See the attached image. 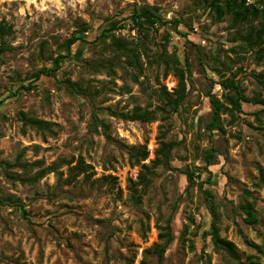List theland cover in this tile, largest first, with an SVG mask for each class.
Instances as JSON below:
<instances>
[{"label": "rangeland", "instance_id": "374dc122", "mask_svg": "<svg viewBox=\"0 0 264 264\" xmlns=\"http://www.w3.org/2000/svg\"><path fill=\"white\" fill-rule=\"evenodd\" d=\"M203 1L0 0V22L13 27V34L7 37L12 48L0 59V98L5 97L0 106V160L13 163L20 154L30 164L43 160L30 176L57 162L61 177L52 172L37 182H22L0 167V195L13 194L25 205H0V264H127L133 256L134 264H139L144 251L160 241V226L168 223L175 239L163 264H247L254 256L264 264V253L246 243L249 240L264 248V224L246 225L239 208L244 190L252 191L264 221V109L260 104L244 103L242 112L235 111V119L224 115L225 133L210 139L205 130L210 112L204 94L207 79L194 54V87L185 103L179 112L169 111L166 119L159 111V119L153 122L123 120L105 110L110 106L126 111L137 104L154 109L162 103L148 99L132 76L134 70L119 65L122 61H116L114 71L97 72L88 67L86 60L112 56L113 52L100 44L80 43L75 47L79 59L65 58L57 77L43 76L36 88L6 97L18 78L52 66L45 59L57 55L59 44L74 34L79 20L92 25L87 37L94 40L106 17L144 4L160 6L168 19H180L179 29L188 32L191 40L232 66L231 70L220 67L219 72L211 63L208 75L214 80L231 76L237 62L246 70H263L264 61L256 63L255 51L230 41L229 21L215 20L202 7ZM167 28L173 32L169 52L177 47L183 57L184 37ZM164 30L153 37L155 43H162ZM151 47L158 48L154 43ZM163 74L164 66L153 62L146 65L140 80L155 88H175L177 77L172 72L167 77ZM67 78L91 85L93 98L71 93L64 83ZM242 86L250 97L257 92L264 96V87L250 78L245 77ZM215 91L221 97L219 84ZM20 110L55 123L57 134L43 137L25 126L17 117ZM94 115L109 129L105 131L100 123L95 128ZM164 135L167 141L179 143L170 167H154L151 161ZM211 143L224 155L210 166L214 177L204 188L212 191L219 209L220 233L235 243L241 262H234L206 240L204 230L211 214L204 193L196 185L189 186L182 173L186 165L205 163L203 154ZM144 144L150 152L144 162L151 164L153 174L145 191L137 187L138 201L128 185L129 178L137 179L141 166L132 165L128 148ZM80 161L90 165L87 173L77 174L73 168ZM12 170L22 172L18 167ZM207 177L204 173L202 179ZM203 250L210 258L203 259Z\"/></svg>", "mask_w": 264, "mask_h": 264}, {"label": "trees", "instance_id": "16d2710c", "mask_svg": "<svg viewBox=\"0 0 264 264\" xmlns=\"http://www.w3.org/2000/svg\"><path fill=\"white\" fill-rule=\"evenodd\" d=\"M205 10H208L213 18L219 22L228 20V29L230 31V41L237 42L238 47L246 48L255 51L256 63L264 61V0H204L201 4ZM182 21L178 18L168 19L164 16L160 6L155 4H144L140 6H133L128 12H117L105 18L101 25L100 33L94 40H89L87 35L92 30V25L84 20H79L76 24V31L74 34L59 44V52L56 56H49L45 59V63L52 64V66H43L32 74H27L18 78L16 86L11 87L7 92L6 97L17 95L23 90L30 91L38 86V82L43 76L57 77V71L62 67L65 58L72 57L78 60L77 50L75 47L80 43L90 45H103V47L113 52L110 58L101 57L100 59L91 58L86 60V65L93 70L100 72L101 69L115 70L116 61H122L121 66L125 68H132L134 72L132 76L137 84L140 85L141 91L146 94L150 101L157 99L162 104L156 108L151 109L148 105H135L131 110H114L110 106L106 107L110 115L128 121H140L143 123L153 122L159 119L158 112L160 111L166 119L169 111L179 112V109L185 103V100L191 93L193 86V62L192 54L195 55L198 65L202 68L201 71L206 75V88L204 90L205 96L209 99L210 112L209 118L205 122V130L208 137L214 140L215 136L220 133H225L224 115L231 114L235 119V111L242 112L244 103H251L254 105H262L264 109V96L261 92L255 93L253 96H248L242 86V81L245 77L250 78L251 81L258 82L264 87V69L257 71L256 68L248 69L238 64L236 71H232L231 76L221 80H214L208 75V68H211V63L216 64L215 71H219L220 67L226 70L232 69L228 66L226 61L220 60L217 55L207 54L204 46L201 43H196L189 38L186 31L180 30L179 25ZM167 26L174 29V31L184 37V56L178 54L177 47L173 52H169L168 45L171 42L173 32ZM165 28L162 33V43H155L152 39L161 29ZM127 31L128 34H124ZM13 34V27L5 22H0V59L4 53L12 47L7 41V37ZM154 43L158 48L154 50L151 44ZM44 47L47 41L43 42ZM233 46L232 51L236 53ZM234 49V50H233ZM237 49V47H236ZM232 60L231 56H228ZM146 59V60H144ZM158 63L164 66V77H167L171 72L177 77L178 84L172 90H168L167 86L161 85L155 88L147 84L146 80H140V76L144 75L146 65L151 63ZM231 62V61H230ZM220 72V71H219ZM71 93L77 95H84L93 98L91 85H84L82 81H73L71 78L64 80ZM219 84L222 89L221 97L215 91V86ZM5 101V97L0 98V106ZM262 110H259L260 113ZM25 126L35 129L37 132L46 137L47 135H56L55 123L31 115L28 112L20 110L17 113ZM94 127L96 128L100 123L105 131L109 129V125L101 120L97 115H94ZM233 119L231 120L234 123ZM107 137L111 135L107 132ZM179 142L167 141L165 135L159 138V148L155 152V158L151 161L154 167L171 166V160L174 156V149ZM36 149L39 146H35ZM128 151L132 158V165H140L137 179L129 178V188L137 194V187L142 186V190H146L152 182L150 177L153 174L151 164L144 161L149 157V149L147 145L129 146ZM219 155H224L221 149L211 143V146L205 149L203 154V165H186L182 169V173L186 176L189 186H198L203 191L208 209L211 214V222L208 229L204 230V235L207 241L213 245L218 251H224L234 262H241L240 254L237 247L232 240L223 237L220 233L219 226V209L218 204L212 191L209 188H204V185L209 182L214 173L210 166L217 163ZM43 160H36L34 164H30L23 159V155H19L15 162L7 160H0V167L14 179L22 182L38 181L49 173L55 172L58 179H61L57 162L51 165L40 168L32 176L29 175L35 165L41 166ZM18 167L22 172L12 170ZM90 165L84 161L78 162L73 168L77 169V174L87 173ZM204 173L208 174L207 178L202 179ZM117 181V177L110 175ZM264 179V178H263ZM138 201L141 200L140 195L137 194ZM0 205H13L15 207H24L23 201L13 195H0ZM258 201L255 194L250 190H244L242 200L239 203V208L244 213L243 220L248 226L256 227L264 221L260 217V212L257 207ZM29 219V218H28ZM159 242L154 244L152 249H146L143 253L139 264H163V259L166 252L174 241V236L171 232V226L168 223L165 226H160ZM248 246L253 247L260 253H264L262 245L246 240ZM155 258V260L153 259ZM203 259L210 258V254L203 250ZM1 259V258H0ZM136 256H133L131 261L127 264H134ZM247 264H263L258 257L254 256L249 259Z\"/></svg>", "mask_w": 264, "mask_h": 264}]
</instances>
